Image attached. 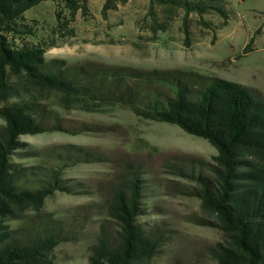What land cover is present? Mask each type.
I'll return each instance as SVG.
<instances>
[{"label": "rangeland", "instance_id": "374dc122", "mask_svg": "<svg viewBox=\"0 0 264 264\" xmlns=\"http://www.w3.org/2000/svg\"><path fill=\"white\" fill-rule=\"evenodd\" d=\"M73 1V10L45 1L26 11L17 33L10 35L12 46H40L44 60L62 68L220 78L264 100V0H224L227 19L215 12L186 15L182 8L151 6L149 0ZM10 83L14 89L0 99V108L33 104L35 118L54 126L19 137L13 162L54 167L51 152L64 145L93 154L63 166L60 180L71 189L55 191L40 212L29 210L10 221L11 229L35 228L43 219L56 222L64 239L53 250V264H85L101 226L110 235L118 229L108 215L110 198L136 170L145 209L136 224L161 238L155 255L139 264H216L213 250L224 236L202 223L201 200L188 194L216 165L213 146L175 125L137 115L134 105L139 106L143 90L136 82L119 101L79 98L70 103L22 79L10 77Z\"/></svg>", "mask_w": 264, "mask_h": 264}, {"label": "trees", "instance_id": "16d2710c", "mask_svg": "<svg viewBox=\"0 0 264 264\" xmlns=\"http://www.w3.org/2000/svg\"><path fill=\"white\" fill-rule=\"evenodd\" d=\"M73 0H0V99L14 86L10 77L39 90L58 92L65 103L79 98L119 101L132 82L139 84L137 115L175 125L206 140L217 151L216 165L199 188L188 194L201 200L202 223L224 236L213 250L216 264H264V100L245 86L215 77L173 71L90 70L62 68L46 62L40 46L13 47L10 35L17 21L38 4ZM150 5L182 8L185 14L215 12L227 19L224 0H149ZM59 17V15L57 16ZM126 70V69H125ZM33 104L12 103L0 108V264H53L54 248L64 239L58 223L43 219L37 227L13 230L9 222L26 211L40 212L57 190H70L60 180L63 166L93 154L64 145L51 152L57 164L21 166L11 160L19 137L53 129L34 116ZM142 182L132 170L114 189L108 215L118 229L110 235L101 226L85 264H139L152 258L160 237L136 224ZM44 221V222H43Z\"/></svg>", "mask_w": 264, "mask_h": 264}]
</instances>
